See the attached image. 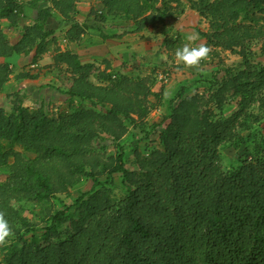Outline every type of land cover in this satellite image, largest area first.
I'll list each match as a JSON object with an SVG mask.
<instances>
[{"label":"trees","instance_id":"obj_1","mask_svg":"<svg viewBox=\"0 0 264 264\" xmlns=\"http://www.w3.org/2000/svg\"><path fill=\"white\" fill-rule=\"evenodd\" d=\"M99 1L102 10L91 15L126 28L122 35L166 26L170 14L189 8L209 23L208 32L198 30L205 45L242 63L225 70L209 98L184 85L166 99L152 77H131L110 63L100 71L57 47L53 67L71 76L60 90L68 109L54 118L24 100L10 113L0 106V211L14 231L0 247V264H264V66L252 63L251 47L263 41L264 56V0ZM78 4L0 0V22L20 30L12 44L0 26V97L16 59L33 55L38 64L58 46L59 32L70 44L84 39L92 28L78 20ZM28 7L37 17L22 27ZM100 31L118 38L115 28ZM181 40L180 33L167 35L161 51L175 54ZM28 78L35 77L17 75ZM234 102L236 111L226 115ZM155 105L165 108L161 123L148 121ZM160 127V147L142 150L139 141ZM129 134L133 162L124 143ZM106 137L117 149L108 159ZM225 152L232 154L228 164ZM84 181L87 192L77 189Z\"/></svg>","mask_w":264,"mask_h":264},{"label":"rangeland","instance_id":"obj_2","mask_svg":"<svg viewBox=\"0 0 264 264\" xmlns=\"http://www.w3.org/2000/svg\"><path fill=\"white\" fill-rule=\"evenodd\" d=\"M173 6H175L173 4ZM78 8L80 10V16L78 20L81 23H88L92 29L88 31L89 34L87 39L80 43L79 45H74L73 50L67 46L62 40L63 32H59L57 34L58 46H51V54H48V61L43 65L41 64L39 70L41 73L40 76L33 77L34 79H27L28 82L26 84L15 85L14 87L10 86L9 93L3 95L0 98V106L4 108L8 113H10L18 102L24 100L23 106L29 108L32 111L44 110L50 117L57 118L60 113L68 109L69 106V96L60 92L62 89H68L71 86V76L65 75L64 71L57 70L50 72L48 69H54L53 66L46 65L48 64L54 55L55 49L57 47L62 48L63 50H81V59L83 61H93L96 65V68L100 71H105L107 67V63L103 60L106 59L105 50H109L110 47L116 48L117 41H123L122 43L131 45L129 48H132V52L128 51L127 56L125 57L122 73L127 74L131 77H152L156 79L157 85L154 86V91L159 93L164 88L165 97H173L177 94L178 90L181 86L189 85L191 87V92L189 94L193 95L195 93H206L207 98L211 94V89H218L225 77V70L228 68H233L242 63V57L233 54L231 51L223 50L221 48L211 49L210 56L207 60L203 61L199 70L197 69H188L184 68L182 65L177 66L174 60V53H168L166 50L161 51V47L163 41L167 35L174 36L178 33L181 34L182 45L186 43L185 34L189 31H197L201 30L203 32L209 31V23L200 17L198 13L192 11L187 8L186 11L181 16H176L177 14H170L166 21V26L159 25L155 28H149L141 34L133 35L134 33L124 34L127 29L122 28L120 26L112 27L111 24L107 26L101 25L97 20H95L94 16L91 15L92 10L100 11L102 10V6L99 0H79ZM28 11H30V16H33L35 13V17H37V12L34 8L28 7ZM29 15V14H28ZM28 15L25 13V17ZM26 19V18H25ZM25 22L22 21L23 24H27L29 20ZM31 19H34L31 17ZM179 23V24H178ZM178 24V25H177ZM0 26L4 29L5 33L8 34L9 40L12 44L17 43L20 37V30L10 29L8 26V22H0ZM117 29L119 38H105L100 34V30L104 33L103 35H110L113 33V29ZM119 35V36H118ZM106 41L108 44H106ZM92 43L95 47H99L97 49V53L92 54L91 52H85L86 47L85 43ZM206 40L200 37V40L197 43L206 44ZM181 45V46H182ZM84 46V47H82ZM252 51L254 56L252 57V63L264 66V56L262 54L263 41H255L252 44ZM127 48V49H129ZM119 50H125L124 48H119ZM124 53V52H123ZM50 58V60H49ZM3 62V61H2ZM17 62V61H16ZM30 63V62H29ZM53 65V64H52ZM36 67V69H38ZM29 64H26L22 67L24 72L33 71V69L28 70ZM14 70V68H13ZM19 71V70H18ZM20 72V71H19ZM51 74V75H49ZM14 73L13 76H15ZM19 75V73H17ZM16 75V76H17ZM42 77V81L38 78ZM11 80H14L12 77ZM195 81H199V85H193ZM21 82H25L22 80ZM30 84V86L28 84ZM212 84V85H211ZM213 87V88H212ZM152 103H157L156 99H152ZM237 109V103L234 102L233 105L229 108H226V115H232ZM166 116L165 108L158 105H155L154 110L152 111L148 121L150 123L158 122L161 123L163 118ZM165 126V124H164ZM162 126V127H164ZM162 127L158 128L154 132H152L151 136L144 141H139V147H142V150L146 147H160L159 136L162 131ZM261 131L264 135V123L260 127ZM135 132L133 128H131V132ZM138 134H142L139 131H136ZM124 143L126 144V152L128 154V158H131V162L135 159L134 156V148H135V140L132 135L129 134L125 139ZM103 145L108 147L106 159L109 157L115 156L116 147L113 143V139L110 137H106V141L103 142ZM225 156L224 164H228L231 162L232 154L231 152H225L223 154ZM128 168L133 170L134 167L132 164H128ZM118 182V175L116 176ZM91 184L86 183L85 181L78 186V190L87 192L90 190ZM120 190L118 187H115V195L120 196ZM73 197L78 196L77 190H73L71 192ZM62 199L67 203V205L72 204L71 197L62 196ZM29 216V214H27ZM70 222L68 223V225ZM0 257L3 258V255L0 253Z\"/></svg>","mask_w":264,"mask_h":264},{"label":"crops","instance_id":"obj_3","mask_svg":"<svg viewBox=\"0 0 264 264\" xmlns=\"http://www.w3.org/2000/svg\"><path fill=\"white\" fill-rule=\"evenodd\" d=\"M27 15H28V22H27V24H31V23H33L34 22V19H35V13H33V16L31 15L30 16V14H32V13H30V11H26L25 12ZM27 17V16H26ZM31 17H33L34 19H31ZM2 22H8L7 20H3ZM137 34H141V33H134L133 35H137ZM89 34H87L86 36H88ZM84 37V39L80 42V43H82L83 41H85L86 39H87V37ZM64 37V36H63ZM119 39V38H118ZM65 43H67V46L68 47H70L72 50H73V47L72 46H74V45H79L80 43H68V42H66L65 40H63ZM123 41H117V43H115L116 45V48H114V47H110V49L108 50H105V49H103V51L105 52V55H106V57H104V58H106V59H104L103 61L105 62V63H110L111 64V68L114 70V71H121L122 70V68H123V64H124V59H125V57L127 56V52L128 51H131L132 50V48H129L131 45H127V44H124V43H122ZM106 44H108L107 43V41H106ZM82 47H84V46H82ZM85 47H86V50H85V52H91L92 54H94V53H97V49L99 48L98 46L97 47H95L92 43H89V42H86L85 43ZM119 48H124L125 50H119ZM127 48H129V49H127ZM71 50V51H72ZM73 52H75V53H77L80 57H81V50L79 51V50H74ZM124 52V53H123ZM132 52V51H131ZM49 54H51V53H49ZM33 55H30L29 57H24V58H19V59H16L15 60V63H14V66H13V68H14V73H16V75H17V73H21V72H24V70L22 69V67L24 66V65H26V64H29V68H27L28 70H31V69H33L32 68V64H33ZM49 60H50V58H49ZM82 61H83V59H81ZM3 60H0V62H2ZM17 61V62H16ZM48 61V54H46L45 56H43V58H41L40 60H39V62H38V64H37V67L39 66L40 67V65L41 64H45L46 62ZM30 62V63H29ZM83 63H94L93 61H83ZM53 64V58H52V60L48 63V64H46V65H51V66H53L52 65ZM39 67H38V69H36V71H34V69H33V71L34 72H32L31 73V71H27V73H29L30 75H32V76H34V77H37V76H40V74L41 73H39L40 72V70H39ZM20 72H19V71ZM51 70H53V72L55 71V68L54 69H48V71L50 72ZM109 71H111V69H109ZM14 73H13V75H14ZM51 73V72H50ZM12 75V77H14V80H11V82H10V84H9V87H8V89H7V91L3 94V95H6L7 93H9L8 91H9V89H10V86H12V87H14L15 85L17 86V85H19V84H21V85H23V84H26V82H28V80L26 79V80H24L25 82H21V80L19 81L18 79H17V76L15 75V76H13ZM49 75H51V74H49ZM29 79V78H28ZM39 80H37V81H40L41 79H42V77H39L38 78ZM41 82H43L42 80H41ZM28 84V83H27ZM29 86H30V84H28ZM2 95V96H3ZM1 96V97H2ZM0 97V98H1Z\"/></svg>","mask_w":264,"mask_h":264},{"label":"clouds","instance_id":"obj_4","mask_svg":"<svg viewBox=\"0 0 264 264\" xmlns=\"http://www.w3.org/2000/svg\"><path fill=\"white\" fill-rule=\"evenodd\" d=\"M185 40L186 43L175 50V63L177 66L182 65L184 68L199 70L202 62L210 56L211 49L203 43H197L200 40V35L195 30L187 32ZM31 66L35 69L37 64ZM13 237L14 231L6 219L5 213L0 211V247L6 246Z\"/></svg>","mask_w":264,"mask_h":264}]
</instances>
